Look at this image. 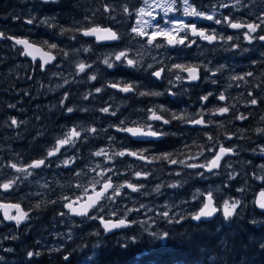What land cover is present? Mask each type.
<instances>
[{"label": "trees", "instance_id": "obj_1", "mask_svg": "<svg viewBox=\"0 0 264 264\" xmlns=\"http://www.w3.org/2000/svg\"><path fill=\"white\" fill-rule=\"evenodd\" d=\"M192 1L255 31L213 33L212 43L186 33L167 50L160 37L148 43L132 31L144 0H0V184L10 180L0 200L24 212L20 221L0 213V264H264V208L253 202L264 188V45L256 40L264 0ZM90 25L109 26L117 39L82 36ZM9 35L39 44L54 61L40 69ZM189 66L199 80L169 100L172 78ZM116 83L133 92L109 87ZM148 108L168 127H153ZM198 115L206 126L184 125ZM134 123L163 137L140 141L113 130ZM71 129L76 135L58 144ZM219 146L232 152L207 169ZM106 179L110 191L88 214L63 209ZM201 191L219 212L194 222ZM225 201L235 203L227 215ZM98 218L130 225L106 233Z\"/></svg>", "mask_w": 264, "mask_h": 264}, {"label": "water", "instance_id": "obj_2", "mask_svg": "<svg viewBox=\"0 0 264 264\" xmlns=\"http://www.w3.org/2000/svg\"><path fill=\"white\" fill-rule=\"evenodd\" d=\"M229 26L230 28L235 29L240 26V23H230ZM80 33L82 36L86 38H91L97 43H110L117 39L115 31L106 25H90L81 29ZM188 34L190 35V37H198L199 40L207 43H211L215 39V35L213 33H206L204 30L195 27V24L188 25ZM2 38L3 37L0 33V39ZM7 38L12 41L15 45L21 48L24 56L27 59H29L30 61H37L40 65V69H43L45 65L51 64L55 59V56L51 51L42 48L39 44L32 42L25 37H14L9 35L7 36ZM256 40L260 44L264 45V32L258 34ZM149 41H151L150 38ZM165 43L170 48H174V46L178 43V40L174 36H169L165 38ZM161 71V67L155 69L152 72V76L158 79L161 74ZM184 72L186 74L184 80L188 82H196L199 80L197 67L189 66L184 69ZM109 86L116 90L131 91V88L128 86L122 87L118 84H110ZM168 93L170 96H172V93L170 91ZM149 117L152 120L156 119L158 121H161L164 125H167L165 119L156 113H150ZM185 124L189 127L196 128L204 127L207 125L201 115L186 120ZM114 129L116 131L125 133L134 140H156L162 138L163 136L159 132L143 128L139 125H128L121 128L114 127ZM225 152L231 153V149L224 148L222 146L218 147L210 160V167L216 168L220 156ZM31 164L33 166H36L38 164V161H33ZM111 185L112 181L109 179L100 182L98 187L86 192L81 199L77 197H72L66 202H64V210H66L69 215L74 217L86 215L90 211V209L101 200L102 196L110 190ZM0 187L4 192L8 189V185L5 183H2ZM128 187L131 190L135 188L134 185L129 183ZM202 197L203 200L201 206L197 209L196 213L190 217L194 222H198L199 220H210L218 212V207L214 204L211 195L204 194ZM253 202L256 208H264V188H259L256 190ZM12 212L15 220L20 221L23 219L24 212L19 203L11 201H0V213L3 219H8ZM97 222L106 233H110L114 230L124 228L130 225V222L124 218H98Z\"/></svg>", "mask_w": 264, "mask_h": 264}, {"label": "rangeland", "instance_id": "obj_3", "mask_svg": "<svg viewBox=\"0 0 264 264\" xmlns=\"http://www.w3.org/2000/svg\"><path fill=\"white\" fill-rule=\"evenodd\" d=\"M227 1L224 2V5ZM214 11L223 15L220 9L212 8L208 11L201 12L199 9L192 7L188 0H144V2L138 7L136 11V20L132 27V31L146 36L147 38L160 37L164 42L165 37L174 36L178 40H183L186 35L187 18L194 17L202 21H213ZM243 28L244 35L250 38L251 34L255 31V26L251 24H243L240 28ZM191 39V38H190ZM155 46V45H154ZM151 52H157V46L151 48ZM164 53H168L164 51ZM168 80H170L168 78ZM75 133L72 132V136ZM76 135V134H75ZM68 137L58 141L68 142ZM57 150V147L55 151ZM25 169V168H24ZM6 183L10 185V180H6ZM222 202L220 205L221 212L224 215L230 214L235 203L228 204ZM12 218V217H11ZM85 260H89L87 256ZM81 264V263H79Z\"/></svg>", "mask_w": 264, "mask_h": 264}, {"label": "flooded vegetation", "instance_id": "obj_4", "mask_svg": "<svg viewBox=\"0 0 264 264\" xmlns=\"http://www.w3.org/2000/svg\"><path fill=\"white\" fill-rule=\"evenodd\" d=\"M188 2L192 5V7H195V5H194V3H193V1L192 0H188ZM196 8V7H195ZM197 9V8H196ZM216 9H219V8H216ZM206 11H208V10H205V12ZM231 11L236 15L238 12H239V10L238 9H235V8H232L231 9ZM201 12H202V10H201ZM223 13V12H222ZM213 16L215 17V19L213 20V21H209V22H207V21H202V20H200V19H198V18H194V17H189V18H187L186 20H187V23H189V24H195V27H197V28H199V29H202V30H204L206 33H214V34H218V33H220V34H224V33H226V34H230V33H233V31H236V32H239V31H241V29L242 28H240V26L239 27H237V28H230V26H229V23L232 21H230L229 19H228V16L227 15H225L224 13H223V15L221 14V15H219V14H217L215 11H214V13H213ZM188 24V25H189ZM188 25L186 26V29H187V27H188ZM242 32H243V29H242ZM243 34H244V32H243ZM216 39H217V37H215ZM147 41H148V43H151L152 42V40L151 41H149L148 40V38H147ZM215 41V39L212 41V42H214ZM202 42H204V41H202ZM211 42V43H212ZM207 43V42H206ZM167 50L168 49H173V48H170V47H168V48H166ZM152 74V73H151ZM184 78H185V76L184 77H182L181 78V80H178V78L177 77H173L172 78V80H171V83H172V86H173V88H174V93L172 92V96H169V94H168V99L169 100H171V99H173L174 97H176V95H178L179 93H177V90H179L180 91V96L182 95L183 96V94H182V91L184 90L186 93H188L189 92V87L190 86H188V84L189 83H191V82H188V81H186V80H184ZM159 81V80H158ZM116 84H118V85H120V86H122V87H131L130 85H127V84H119V83H116ZM110 87V86H109ZM111 88V87H110ZM111 89H113V88H111ZM114 91H117V92H119V93H121L122 95H124V96H128L129 94H131L132 92H133V89L131 90V91H122V90H116V89H113ZM179 96V97H180ZM171 97V98H170ZM156 99V98H155ZM157 101V100H156ZM162 101V100H161ZM158 102V101H157ZM162 103V102H161ZM178 104H182V102H178ZM184 104V103H183ZM148 110H149V112H151L150 111V109L148 108ZM152 121H155V123L154 124H152L153 125V127H155V128H157V129H159V130H161V129H164V128H167V125H164V124H162L161 122H158V121H156V120H152ZM158 123H161V125H159ZM128 125H139V126H142L143 128H145L143 125H141V124H138V123H134V124H127V125H124V126H128ZM124 126H122V127H124ZM146 127H149V125H147ZM149 128H151V127H149ZM71 131L73 132V130L71 129L70 130V134H69V138H68V140L67 141H69V139H71L73 136H72V133H71ZM76 134V133H75ZM66 143H68V142H64V141H62V142H59V144L61 145V146H63L64 144H66ZM54 150H52L51 152H53ZM123 185V184H122ZM0 192L1 193H5V192H7V190L4 192L3 190H2V188L0 187ZM88 192V191H87ZM86 193V192H85ZM85 193H83L82 195H78V196H76L77 198H82L83 196H84V194ZM0 201H5V200H0ZM88 214V213H87ZM12 217V218H11ZM14 216H13V212L10 214V216H9V220H14V218H13ZM72 217V216H71Z\"/></svg>", "mask_w": 264, "mask_h": 264}, {"label": "bare ground", "instance_id": "obj_5", "mask_svg": "<svg viewBox=\"0 0 264 264\" xmlns=\"http://www.w3.org/2000/svg\"><path fill=\"white\" fill-rule=\"evenodd\" d=\"M230 7V6H229ZM235 8V7H234ZM3 37V36H2ZM3 39V38H2ZM2 39H0V40H2ZM12 44V43H11ZM162 72V71H161ZM160 76H161V74H160ZM160 76H159V78L157 79V78H155L154 76H152V78H154L156 81H158V80H160ZM120 84V83H119ZM132 90V89H131ZM171 98V97H170ZM166 121V120H165ZM182 123V122H181ZM166 124H167V127H168V122L166 121ZM184 125L186 126V127H188V128H191V127H189V126H187L185 123H184ZM113 130L114 131H116L114 128H113ZM38 165V164H37ZM218 166V165H217ZM217 168V167H216ZM216 168H212V167H210V163H209V165L207 166V169H216ZM201 194H202V191H201ZM204 194H209V195H211L210 194V192H204L203 194H202V196L204 195ZM197 195V194H196ZM212 197V196H211ZM230 202V201H229ZM229 204V203H228ZM64 209V208H63ZM190 220L192 221V219L190 218ZM129 226V225H128ZM125 228V227H124ZM119 229H122V228H119ZM119 229H117V230H119ZM117 230H114V231H117ZM114 231H112V232H114ZM111 233V232H110Z\"/></svg>", "mask_w": 264, "mask_h": 264}]
</instances>
